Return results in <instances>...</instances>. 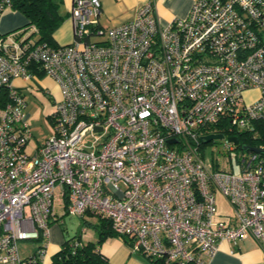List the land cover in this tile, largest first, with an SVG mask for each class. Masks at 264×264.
I'll return each mask as SVG.
<instances>
[{"label":"built area","instance_id":"2783aa9c","mask_svg":"<svg viewBox=\"0 0 264 264\" xmlns=\"http://www.w3.org/2000/svg\"><path fill=\"white\" fill-rule=\"evenodd\" d=\"M9 8L0 0V16ZM100 9L72 0L65 44L35 40L34 26L0 33V264H43L56 205L107 217L132 252L165 262L208 264L220 240L247 236L264 251V145L228 139L264 126V0H194L166 23L153 0L110 26ZM40 73L61 98L30 152L27 101L13 81ZM211 133L223 136L204 142ZM216 140L241 151L238 172L205 156ZM217 194L230 207L223 217ZM26 239L40 248L23 255Z\"/></svg>","mask_w":264,"mask_h":264},{"label":"crops","instance_id":"0c3cea01","mask_svg":"<svg viewBox=\"0 0 264 264\" xmlns=\"http://www.w3.org/2000/svg\"><path fill=\"white\" fill-rule=\"evenodd\" d=\"M146 1L148 0H100L99 23L102 26H110L131 19L136 15L138 8ZM153 1L157 17L161 22L166 23L173 18L185 17L194 0ZM71 3L72 0H61L59 6V11L64 17L60 27L53 33L55 41L59 44L69 43L73 39V26L69 17ZM10 21L11 16L9 15L0 21V32L13 30L12 28L15 25L9 23ZM25 88L27 87L20 86L24 95ZM40 88L43 87L41 86ZM85 221L94 222L95 219L92 216H88ZM58 223L59 227L54 228L52 234H49L48 228V236L43 245L45 252L43 264H50L52 254L60 248L66 237L65 231L67 230H64L60 226V222ZM79 234L81 235L82 241L94 240L97 237V232L94 228L92 231L87 228L82 229ZM99 248L112 264H147L145 256L132 252L128 243L121 236L113 235L105 239ZM208 264H264V251L261 250L256 240L251 236L242 238L236 243L228 240H220L217 249L208 259Z\"/></svg>","mask_w":264,"mask_h":264},{"label":"rangeland","instance_id":"374dc122","mask_svg":"<svg viewBox=\"0 0 264 264\" xmlns=\"http://www.w3.org/2000/svg\"><path fill=\"white\" fill-rule=\"evenodd\" d=\"M8 15L11 16V21L9 23L15 25L12 29L17 28L26 22L23 12L15 8L5 10L0 16V21ZM13 82L15 85L27 87L24 89L27 101L24 107V113L25 118L30 124L32 133V137L27 144V150L31 152L38 143H42L45 137L51 133L53 122L51 116L55 111V103L61 98V90L58 83L48 75H43L39 78L35 77L33 79L15 78ZM39 85L43 88H40ZM50 95H52L53 98ZM257 95L258 92L255 89L244 93L246 101H252ZM240 153V150H231L228 152L223 148L222 141L220 140H216L215 143H208L204 146V154L208 159L212 161L217 160L221 167L226 168L229 167L231 162L233 163V171L235 172L239 171L237 159L239 158ZM244 153H246V151H244ZM216 200L217 216L223 217V215L228 214L230 212V207L221 194H217ZM55 211L56 215L59 217L55 222H50L49 234H52L54 228L59 227L58 222H60V226H62L64 230H67L65 231V234L69 236L79 234L81 230L85 228L90 231L93 230V227L88 225L85 221L89 216L87 213L83 216L73 215L64 210L62 211V208L59 207V205L55 206ZM40 245L41 243L36 239L19 241V248L23 255L32 254L40 248Z\"/></svg>","mask_w":264,"mask_h":264},{"label":"trees","instance_id":"16d2710c","mask_svg":"<svg viewBox=\"0 0 264 264\" xmlns=\"http://www.w3.org/2000/svg\"><path fill=\"white\" fill-rule=\"evenodd\" d=\"M12 8L23 12L26 22L17 27L34 26L32 37L38 41H45L49 44H59L53 37L54 31L63 21V15L59 11L61 0H11ZM15 28V29H17ZM41 76V73H40ZM214 130L227 131L226 124L214 126ZM240 141H245L250 146L264 145V126H260L258 134L255 136L246 133H237ZM95 221L86 223L97 232L96 239L82 241L80 234L65 237L60 248L52 254L50 264H112L108 258L100 251V244L107 238L116 235L110 227L109 219L93 212H86ZM126 240V237H123ZM40 241V239H38ZM144 256V255H143ZM147 264H177L175 262H165L162 258L145 256Z\"/></svg>","mask_w":264,"mask_h":264},{"label":"water","instance_id":"95a60500","mask_svg":"<svg viewBox=\"0 0 264 264\" xmlns=\"http://www.w3.org/2000/svg\"><path fill=\"white\" fill-rule=\"evenodd\" d=\"M222 136H223V134H221V133H211V134L205 135L203 138V141L209 142V141H212L214 139L221 138ZM228 139L234 143H238V138L236 136H229ZM241 147H242V149H245V150H247V149L254 150V151L258 150L256 147L246 145V144L242 145Z\"/></svg>","mask_w":264,"mask_h":264}]
</instances>
